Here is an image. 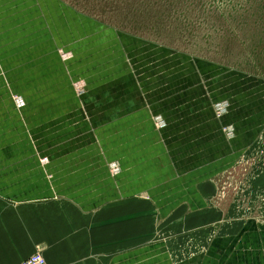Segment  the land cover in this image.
Returning <instances> with one entry per match:
<instances>
[{
  "label": "crops",
  "instance_id": "crops-1",
  "mask_svg": "<svg viewBox=\"0 0 264 264\" xmlns=\"http://www.w3.org/2000/svg\"><path fill=\"white\" fill-rule=\"evenodd\" d=\"M49 6L0 0V264L37 251L47 264H264L263 213L212 203L255 150L264 95L234 73L186 74L183 89L170 71L120 69L113 33L65 11L29 41Z\"/></svg>",
  "mask_w": 264,
  "mask_h": 264
},
{
  "label": "rangeland",
  "instance_id": "rangeland-1",
  "mask_svg": "<svg viewBox=\"0 0 264 264\" xmlns=\"http://www.w3.org/2000/svg\"><path fill=\"white\" fill-rule=\"evenodd\" d=\"M39 1L50 6L47 12L40 9L39 18L28 32L29 41H35L42 29H53L50 19L65 11L66 16L76 15L94 25V29H98L94 30L97 39L103 32L113 33L114 64L120 69L129 68L135 73L145 70L151 74L170 71L177 74L178 79L196 74L211 84L222 83L234 73L243 80L240 86L245 84L242 92L252 88L248 97L255 93L264 95V0ZM64 22L69 26L66 20ZM123 40L127 41L128 49ZM22 54L30 56L32 52L27 50ZM58 55L64 60L69 56L61 50ZM182 83L179 79L177 88H187ZM196 84L195 80L193 85ZM85 87L83 82L76 83V95H82ZM16 97L13 95L12 101ZM93 101L92 98L89 102ZM84 115L87 118L88 114ZM254 148L229 171L235 169L231 175L224 174L216 183L212 198L214 208L220 209L224 204L227 209L233 206L238 213L236 216L243 220L260 212L264 216V125ZM112 166L117 167L110 165L109 169ZM159 228L157 225L155 233L145 241L163 237L158 235Z\"/></svg>",
  "mask_w": 264,
  "mask_h": 264
},
{
  "label": "built area",
  "instance_id": "built-area-1",
  "mask_svg": "<svg viewBox=\"0 0 264 264\" xmlns=\"http://www.w3.org/2000/svg\"><path fill=\"white\" fill-rule=\"evenodd\" d=\"M14 103L18 108H21L24 106V102L20 98H15ZM222 109L217 107L216 114L217 116H220L222 114ZM110 170L113 174H116L118 172V168L116 166L110 167ZM20 264H47L45 258L43 257L41 251H37L32 256L21 262Z\"/></svg>",
  "mask_w": 264,
  "mask_h": 264
}]
</instances>
